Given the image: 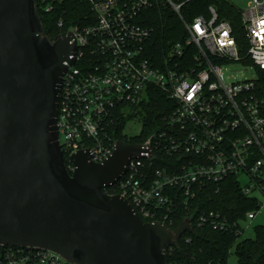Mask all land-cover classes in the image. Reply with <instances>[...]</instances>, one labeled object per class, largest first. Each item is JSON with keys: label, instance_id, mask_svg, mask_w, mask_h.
Listing matches in <instances>:
<instances>
[{"label": "built area", "instance_id": "2783aa9c", "mask_svg": "<svg viewBox=\"0 0 264 264\" xmlns=\"http://www.w3.org/2000/svg\"><path fill=\"white\" fill-rule=\"evenodd\" d=\"M81 1L93 19L69 30L77 53L62 78L56 120L68 171L79 150H88L95 163L106 159L117 141L115 124L123 122V131L139 119V106L158 88L174 103L165 126L139 142L151 154L131 159L107 193L128 199L144 221L171 228L179 202L186 206L199 187L233 176L255 208L234 221L213 211L187 219L192 232L208 224L230 230L236 242L250 238L245 232H254L252 220L264 207V0H247L244 8L226 0L233 8L228 17L209 5L204 15L184 22L185 38L159 49L157 63L149 58L154 28L147 24V11L164 6L182 18L192 0ZM191 46L193 65L186 60ZM234 64L251 65L255 73L228 74ZM172 156L173 163L163 162ZM173 247L166 264H186L171 256ZM33 263L77 264L49 250L0 245V264Z\"/></svg>", "mask_w": 264, "mask_h": 264}, {"label": "water", "instance_id": "95a60500", "mask_svg": "<svg viewBox=\"0 0 264 264\" xmlns=\"http://www.w3.org/2000/svg\"><path fill=\"white\" fill-rule=\"evenodd\" d=\"M76 53L71 31L46 36L34 0H0V245L77 264H166L190 220L173 229L144 221L128 199L104 192L149 149L117 140L102 162L79 150L66 168L56 120Z\"/></svg>", "mask_w": 264, "mask_h": 264}, {"label": "trees", "instance_id": "16d2710c", "mask_svg": "<svg viewBox=\"0 0 264 264\" xmlns=\"http://www.w3.org/2000/svg\"><path fill=\"white\" fill-rule=\"evenodd\" d=\"M34 1L43 30L50 40L60 33L69 31L75 25H85L93 19L90 7L81 0ZM213 4L218 7L222 15L227 17L226 11L233 10L232 5L226 0H192L184 6L182 18L164 6L149 9L147 24L154 28L148 46L150 61L157 63L162 55L159 49L185 38L184 22H190L193 18L204 15L207 7ZM233 17L237 19V14ZM186 52L189 53L186 57L188 64L193 65L194 48L188 47ZM173 107V101L163 91L158 88L151 89L147 93L146 100L139 106L140 133L128 137L122 131L123 122H118L113 129L115 138L130 143L143 141L150 132L165 126V117ZM162 158L165 164L175 161L173 156ZM64 162L66 165L67 161ZM110 189L111 187L106 188V191ZM255 207L252 199L241 193L234 177L229 176L220 182L206 183L199 187L195 197L187 201L186 206L179 202L175 213L170 215L173 220L171 228L176 227L184 218L194 221L199 213L209 211L218 212L225 215L229 221H234L243 218L246 211ZM237 239L230 230H217L204 224L201 227H194L191 233H184L178 239V245L173 247L171 256L186 264H227L233 244L236 243L233 249L237 259L236 264H264V224L254 225L253 237L236 242ZM169 259L168 254L167 262Z\"/></svg>", "mask_w": 264, "mask_h": 264}, {"label": "rangeland", "instance_id": "374dc122", "mask_svg": "<svg viewBox=\"0 0 264 264\" xmlns=\"http://www.w3.org/2000/svg\"><path fill=\"white\" fill-rule=\"evenodd\" d=\"M231 4H233L236 7L244 8L246 5L247 0H228ZM244 68L247 69V71H244ZM228 70H231L228 74L237 75L239 78L243 76H250L253 73H255V69L253 66H243L241 64H234L228 67ZM141 130V121L140 119L137 120H130L126 127L124 128L123 132L128 137H134L140 133ZM255 224H264V207L261 209L259 213H257L256 217L252 220V225ZM245 236L253 237L254 232L252 229H248L245 232ZM236 256L233 253V248L231 249V254L228 257L227 264H236Z\"/></svg>", "mask_w": 264, "mask_h": 264}, {"label": "flooded vegetation", "instance_id": "af4514ba", "mask_svg": "<svg viewBox=\"0 0 264 264\" xmlns=\"http://www.w3.org/2000/svg\"><path fill=\"white\" fill-rule=\"evenodd\" d=\"M105 192L107 193L106 188H105Z\"/></svg>", "mask_w": 264, "mask_h": 264}]
</instances>
